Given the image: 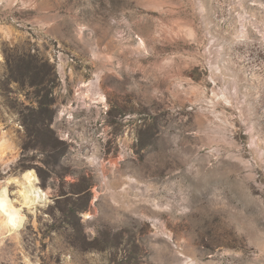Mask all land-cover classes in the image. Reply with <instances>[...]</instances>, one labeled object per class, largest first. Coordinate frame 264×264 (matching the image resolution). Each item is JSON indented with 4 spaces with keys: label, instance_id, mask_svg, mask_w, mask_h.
I'll return each mask as SVG.
<instances>
[{
    "label": "rangeland",
    "instance_id": "374dc122",
    "mask_svg": "<svg viewBox=\"0 0 264 264\" xmlns=\"http://www.w3.org/2000/svg\"><path fill=\"white\" fill-rule=\"evenodd\" d=\"M4 188L0 264H264V0H0Z\"/></svg>",
    "mask_w": 264,
    "mask_h": 264
},
{
    "label": "bare ground",
    "instance_id": "6f19581e",
    "mask_svg": "<svg viewBox=\"0 0 264 264\" xmlns=\"http://www.w3.org/2000/svg\"><path fill=\"white\" fill-rule=\"evenodd\" d=\"M35 180H36V174L31 172L29 174L28 181L31 185L34 186ZM20 193L23 200H25L28 203L33 202L38 194L35 187H33L32 190H29L28 188L23 189L22 191H20ZM0 210L4 214H6L7 223L9 222L13 226L19 225L21 218H18V215L16 214L17 210L10 201L6 188H4L0 193Z\"/></svg>",
    "mask_w": 264,
    "mask_h": 264
}]
</instances>
